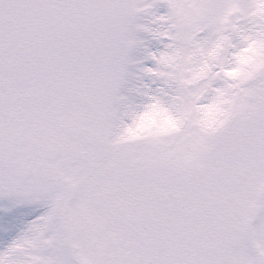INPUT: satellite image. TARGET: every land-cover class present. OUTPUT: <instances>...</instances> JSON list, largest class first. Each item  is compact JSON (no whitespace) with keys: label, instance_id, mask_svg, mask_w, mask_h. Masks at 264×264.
I'll return each instance as SVG.
<instances>
[{"label":"snow or ice","instance_id":"1","mask_svg":"<svg viewBox=\"0 0 264 264\" xmlns=\"http://www.w3.org/2000/svg\"><path fill=\"white\" fill-rule=\"evenodd\" d=\"M0 264H264V0H0Z\"/></svg>","mask_w":264,"mask_h":264}]
</instances>
